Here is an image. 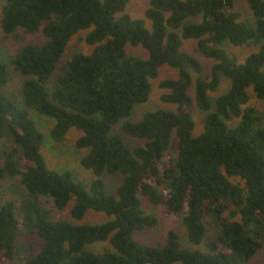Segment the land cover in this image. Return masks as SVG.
<instances>
[{
    "label": "trees",
    "instance_id": "1",
    "mask_svg": "<svg viewBox=\"0 0 264 264\" xmlns=\"http://www.w3.org/2000/svg\"><path fill=\"white\" fill-rule=\"evenodd\" d=\"M129 1H2L0 27L19 40L11 64L23 77L24 106L8 96L11 71L0 60V180L18 176L24 192L0 200V251L13 258L18 234L27 232L41 248L24 264H247L264 249V116L248 104L250 88L264 101V0H245L253 21L242 17L238 0H150L152 29L125 12ZM83 30L91 52L63 60ZM20 31L39 40L24 41ZM190 38L215 60L210 76L182 49ZM225 43L259 50L239 62L220 47ZM127 44L146 48L148 57L128 55ZM163 64L178 71L159 83L169 90L162 100L177 111L130 120L135 105L149 100ZM223 77L230 86L213 100L210 92ZM193 104L206 113L197 136ZM30 110L54 120V141L63 142L73 128L83 131L75 147L88 149L80 163L95 176L89 185L49 167ZM118 123L121 131L114 132ZM174 132L177 153L167 158ZM121 133L146 141L130 148ZM117 174L123 179L112 193L105 175ZM141 195L181 218L195 247L183 246L175 229L165 243L137 240L136 232L160 222ZM53 208H69L71 219ZM90 210L109 219L82 222Z\"/></svg>",
    "mask_w": 264,
    "mask_h": 264
},
{
    "label": "rangeland",
    "instance_id": "2",
    "mask_svg": "<svg viewBox=\"0 0 264 264\" xmlns=\"http://www.w3.org/2000/svg\"><path fill=\"white\" fill-rule=\"evenodd\" d=\"M0 0V14H1V3ZM150 6V0H130L127 4L125 12L129 13L134 18H143L146 21V25L149 29H152V21L146 17V9ZM236 8L242 13V17L247 21H253L254 16L250 5L245 0H238L236 2ZM86 31H81L80 34L74 36L63 55V60L69 59L75 52L81 51L89 53L92 50V46L88 45L83 36ZM20 37H23L24 41L39 40L38 35L25 34L20 31ZM19 46V40L13 35H7L4 33L0 27V60L6 62L11 71V78L7 85V94L10 98L19 106H24L22 102V95L20 93V85L22 83L23 77L17 71L14 70L11 64V55ZM220 47L224 48L232 56H236L239 62H244L248 55L259 50V45L252 44L246 46H233L230 43L222 44ZM126 52L130 56H138L140 58H147L148 51L146 48L138 45L133 46L127 44ZM182 49L189 52L191 55L196 57L203 69L204 76H210L212 65L215 60L211 57L204 55L197 45V40L190 38L183 40ZM193 84L189 88V94L194 98L195 90L194 83L196 74L193 72ZM178 71L172 68L168 64H163L160 67L159 75L151 79V93L149 100L145 103L137 104L134 107L132 115L129 117L132 121L140 120L147 112L154 111L157 109H166L177 111V105L172 102H165L162 100V95L168 92V89H163L159 86V83L163 79L167 78H177ZM230 86V79L223 77L221 79L220 86L216 91L210 92L211 98L214 100L220 94L226 92ZM250 101L249 105L253 106L256 111L264 116V101L258 99L252 88L249 89ZM193 115L195 121L194 135H199L204 130V119L206 113L200 111L198 107L193 104ZM30 116L36 121L39 128L42 130L44 138L41 146V151L45 155L46 160L50 168L57 169L60 171H70L74 178L81 181L84 185H89L95 178L92 170L83 167L80 163V158L84 156L87 152V148H82L80 150L76 149L75 141L83 134V131H79L75 128L71 129L68 133L66 139L63 142L54 141L51 137V127L54 124V120L46 115L35 113L30 110ZM50 118V119H49ZM52 119V120H51ZM121 122V121H120ZM114 128V129H113ZM114 132H120V124L114 125L112 127ZM112 132V131H111ZM122 138L125 143L130 147H136L143 145L146 141L142 138L132 137L121 133ZM178 149V137L174 132L171 137V143L166 149V157L171 158L176 155ZM123 176L121 174L117 175H105L106 184L108 190L112 193L116 190L118 185L122 182ZM24 192V188L20 183L19 177H9L4 180H0V200L4 201L6 199H16L20 197ZM145 209L149 212H155L159 218L160 222L155 226L148 227L142 231L136 232L135 238L141 242L156 244L158 242L165 243L167 239V232L170 229H175L180 234V240L183 246L192 247L195 246L185 236V228L183 225V220L177 216H172L167 214L161 207H153L148 197L141 195ZM54 213L59 218L71 219L69 208L59 211L53 208ZM109 219L108 216L103 212H95L90 210L82 222L86 223H100ZM105 244V243H104ZM108 245V244H105ZM103 246V245H102ZM202 245L196 246L201 248ZM96 245L91 246L95 248ZM41 248V240L32 234L27 232H21L18 234L16 239V253L13 258H7L3 252L0 251V261L1 264H24V262L35 255ZM264 261V249L261 250L250 262L247 264H262Z\"/></svg>",
    "mask_w": 264,
    "mask_h": 264
}]
</instances>
